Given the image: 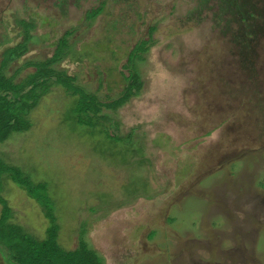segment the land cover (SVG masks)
Segmentation results:
<instances>
[{"label":"rangeland","instance_id":"1","mask_svg":"<svg viewBox=\"0 0 264 264\" xmlns=\"http://www.w3.org/2000/svg\"><path fill=\"white\" fill-rule=\"evenodd\" d=\"M21 20L35 28L6 75L24 81L69 32L73 54L50 68L104 104L147 41L141 89L96 125L56 84L0 142L1 161L48 184L61 246L83 240L103 264H264V0H0V62ZM3 187L12 220L44 238L39 203ZM0 264H15L2 245Z\"/></svg>","mask_w":264,"mask_h":264},{"label":"trees","instance_id":"2","mask_svg":"<svg viewBox=\"0 0 264 264\" xmlns=\"http://www.w3.org/2000/svg\"><path fill=\"white\" fill-rule=\"evenodd\" d=\"M231 6V2L229 3ZM105 3L87 12L89 22H94L104 12ZM22 29L23 42L15 47L8 48L2 52L0 62V142L7 140L13 133L27 131L31 123L28 118L31 111L39 102L41 97L47 93L51 86L59 84L67 91L77 96L74 114L80 125L94 126L98 123L92 118L97 116L102 107L117 108L122 106L133 95L134 90H140L143 83L138 72V59L142 58L140 53L146 52L147 41H142L130 52L128 64L124 66L130 71L125 79L130 84L122 92V95L107 104L99 102L97 97L88 93L84 88L75 85V77L65 73H56L50 65L56 64L65 57L73 54L70 50L71 44L68 40L69 32L58 42L51 59L33 65L36 70L29 74L24 81L15 83L14 75L7 76L6 69L9 64L20 57L31 40V31L35 28L34 23L21 20L18 22ZM52 78H55L54 80ZM27 90V91H26ZM92 114L91 117L87 113ZM12 181L21 187L27 195L36 200L43 208L45 215L50 220L46 236L39 238L15 223L11 206L3 195L4 179ZM0 205L2 213L0 216V245L9 253L15 264H103L97 253L88 247L86 242L80 241L79 247L74 250L64 249L59 242L60 226L55 214V206L46 182H33L24 172L11 165H6L0 160Z\"/></svg>","mask_w":264,"mask_h":264}]
</instances>
